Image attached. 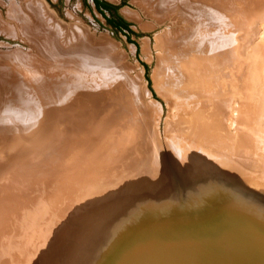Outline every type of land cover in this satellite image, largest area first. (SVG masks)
I'll return each mask as SVG.
<instances>
[{
    "label": "bare ground",
    "instance_id": "bare-ground-1",
    "mask_svg": "<svg viewBox=\"0 0 264 264\" xmlns=\"http://www.w3.org/2000/svg\"><path fill=\"white\" fill-rule=\"evenodd\" d=\"M144 4L157 19L173 17L172 29L162 36L169 44L164 45L161 59L170 72L162 82L182 94L178 109L166 122L182 153L174 143L166 142L164 150L153 144L157 166L164 172L163 160L173 171L182 168V162L190 163L185 187H190L189 201L196 209L192 219L199 215L198 204L216 205L223 222L244 216L253 223L246 228H218L216 236L242 235L251 228L264 232L258 223L264 215L258 208L264 205V164L258 165L256 157L264 138V118L253 110L262 59L254 42L255 19L264 17V0H144ZM23 5L29 9L19 12L18 5L15 11L26 35V24L41 14L42 5L38 0H23ZM166 7L173 13L163 10ZM43 36L50 38L47 33ZM35 44L48 62L26 55L28 59L18 57L13 66L0 63V174L5 173L0 175V264H62L76 235L95 216L114 206H120L121 214H133L143 200L160 201L167 194L157 188L153 166L145 160L139 110L145 108L136 82L130 83L137 101L108 59L95 62L78 46L67 51L57 47L54 53L43 42ZM202 180L206 187L199 184ZM221 183H226L224 189L219 188ZM210 189L217 196L208 198ZM164 205L153 202V209L145 213L148 233L161 228L160 219L189 221V207L181 208L175 201L173 208L169 206L172 210L166 207L167 218H161ZM244 210L248 214L243 215ZM228 248L235 255L238 249L244 264H263L260 243L255 252L243 244Z\"/></svg>",
    "mask_w": 264,
    "mask_h": 264
},
{
    "label": "rangeland",
    "instance_id": "rangeland-1",
    "mask_svg": "<svg viewBox=\"0 0 264 264\" xmlns=\"http://www.w3.org/2000/svg\"><path fill=\"white\" fill-rule=\"evenodd\" d=\"M38 1L42 5L41 11L39 10L41 14L34 17L36 21L32 18V21L28 20L31 22L26 24V26L28 25L27 34L23 35V21L20 18H16L15 6L19 5L17 10L22 13L24 10L27 11L29 7L23 5V0H0V63L4 65L3 67H8L12 63L15 64L16 58L17 61H20V57H25L26 55H28L26 57L30 55V57L41 59L42 62H48L46 54L41 53L39 47V49L36 48L35 41L38 44L43 42L46 45L43 46L47 51L51 47L52 51L50 49L49 51L54 53H56L57 47L67 51L78 46L81 52H88L91 59L95 62L100 63V59H108L105 62L115 70L122 80L124 77L125 81H123L130 88L134 99L137 101L135 88L130 83L131 81L133 83L136 82L137 92H140L141 96H143L141 100L145 109H142V111L139 108L144 119L140 126V141L145 152V160L153 166V175L158 184L157 188L159 187L162 192L167 193L166 196L163 194L162 197L164 198L160 201L143 200L142 206L133 213L134 215L131 213L121 214L118 212L120 206H114L110 212L95 216L90 226L76 235L71 244L72 247L63 256L62 264H244L245 259L240 256L238 249H236L237 255H235L232 249L228 247L232 244H236V246L243 244L251 246V250L254 251L257 243L262 246V252L258 256L261 257L264 264V232L251 228L244 230L242 235L228 233L216 236L214 234L218 228L232 229V225L233 228L240 226L244 228L246 226L250 227L253 223L247 217V219H244V216H232L231 218L235 220L227 221L228 219H226L223 222L219 218L222 212L218 206L207 205L202 207L198 204L196 208L199 210V215L196 219H192V214L196 209L193 202L189 201L191 198L190 187H185L190 175L189 169L191 165L189 162H182V168L177 166L174 171L173 167L166 163V160H163L164 172L157 166L158 155L153 154V144H157L164 150L167 148L166 142L169 146L174 143L182 153L180 143L173 136V132L166 127V122L171 120L174 111L178 109L182 94L180 91H174V93L173 85H163L162 82V80H168L170 77L167 63L161 59L164 45L166 46L169 42H164L162 36L167 30L172 29L173 17L164 18V16H161L160 19H157L149 12V8L145 6L147 3L143 5L144 0H96V3L95 0ZM12 5H15L13 7L14 15L10 14ZM163 10H168L169 12L167 13H173V8L166 7ZM47 16L48 19L46 18ZM255 32L254 42L259 53H261L262 59L258 63L260 73L258 79V100L254 104L253 110H255L256 116L264 118V17L255 19ZM40 33H42V37ZM46 33L50 38H44L43 35ZM24 36L27 37V40ZM51 39L56 40L50 41ZM12 53H15L17 57ZM257 147V164L262 165L264 164V138L259 141ZM7 172H11V170ZM4 174L1 173V177ZM167 178H170L172 185L168 184ZM212 183L214 184V182ZM222 183L219 188L224 189L226 183L224 186ZM199 184L206 187V183L203 180ZM142 191L147 192V190ZM234 191L236 192L237 188ZM206 192L208 198L218 194H214L211 189ZM133 194L136 193L134 192ZM156 194H159V192L156 191ZM249 196L253 197L254 195L249 194ZM129 200H133L132 197ZM256 200L262 202V198L259 195L257 196V194ZM163 201L165 205L161 206V208L164 207V209L162 208L163 215L160 216L161 218H167L165 213L168 212V208L172 210V203L175 201L181 208L183 206L189 207L191 213L189 221H180L181 224L177 220L175 222L166 221L165 223V220L160 219L158 226L161 228L164 226L163 230L161 228L160 230L157 226L158 231H154L152 234L150 230L148 233V231L144 230V226L147 228L146 221L143 220L146 217L145 213L153 209V202L160 203ZM261 206L258 208H261L264 213V205L262 203ZM243 212V215L248 214L246 210ZM120 218L122 220L121 223H124L121 226H119L121 224ZM113 219L115 223L118 220V223L115 224ZM142 221L144 222L142 223ZM111 222L113 224H110ZM258 223L264 227V215L259 217ZM114 224L119 228L114 226ZM166 225L171 227L168 226L169 228L165 229ZM137 227L139 229L143 228L145 232L142 229L139 231ZM134 228L137 233L134 232ZM112 232L114 236L111 235ZM146 233L148 234L146 235ZM141 237L143 238L141 239ZM123 238L126 239L123 240ZM136 242L137 245L135 244ZM105 243L106 246L107 244L109 246L107 249ZM119 243L120 246H117ZM126 244L131 247L129 245L126 246Z\"/></svg>",
    "mask_w": 264,
    "mask_h": 264
},
{
    "label": "trees",
    "instance_id": "trees-1",
    "mask_svg": "<svg viewBox=\"0 0 264 264\" xmlns=\"http://www.w3.org/2000/svg\"><path fill=\"white\" fill-rule=\"evenodd\" d=\"M95 3H96V0H95Z\"/></svg>",
    "mask_w": 264,
    "mask_h": 264
}]
</instances>
